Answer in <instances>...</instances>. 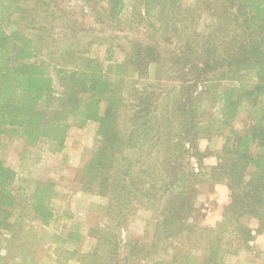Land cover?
<instances>
[{"label": "trees", "instance_id": "16d2710c", "mask_svg": "<svg viewBox=\"0 0 264 264\" xmlns=\"http://www.w3.org/2000/svg\"><path fill=\"white\" fill-rule=\"evenodd\" d=\"M30 1L0 0V132L10 136H23L30 144L44 141L49 144V151L61 152L72 125L83 127L88 120L97 122L98 136L94 152L84 170L86 174L94 178L96 175L101 180V194L106 195L109 191L120 193L123 190L118 179L120 171L117 169L120 153L123 154L126 148L132 149L133 138H152L149 134L151 129H155L152 122L161 125L169 114L168 106L164 105H168L167 100L156 102L158 97L148 90H142L143 93L135 97L137 101L128 105V97L132 100L133 95L123 89L118 91L121 81L117 76H123L126 67H130L131 78L136 80L135 75H144L150 68L155 69L154 64H162L164 67V61L158 58L160 55L170 54L171 66L165 72L172 70V76L176 74L175 78L172 77L174 87L196 86L198 82L204 83L205 88L208 85L211 88L209 95L218 94L222 101L224 121H234L239 109L248 107L245 130L230 127L221 156L222 162L215 167L213 180L227 185L230 201L224 219L217 229L211 231L215 234L218 230L227 229L236 241L249 247L254 238V229L241 219L248 216L256 218L257 232H264V0H236L238 9L235 12L225 7L223 1L218 4L215 0L218 5L216 13L215 2L207 4L202 12V9L197 8L198 1L189 5V10L187 8L182 11L183 0H148L147 4L155 5L158 2L161 12L168 11L175 27L169 21L163 29L167 31L166 34L171 33V39L175 37L180 44L175 46L170 42V48L164 49L167 45L161 41L158 43L154 40L152 44L148 41L136 42L128 49L125 62L116 64L119 73L113 79L101 72L102 65L89 50H77L73 46L68 47L67 43H60L53 50V46L43 38L46 27L39 29L36 26V5L41 8L43 1H34L35 6L29 7ZM108 4V17L121 21L124 0H108ZM46 5H49L48 2H45L44 7L49 10ZM206 11H213L214 22L201 26L198 20ZM71 15L76 18L77 10ZM17 20L31 21L34 28L31 26L29 31H24L17 27ZM159 30L163 32L162 29ZM37 34L45 46L37 43ZM111 51L108 48V54ZM111 58L112 55L107 60L110 61ZM52 60L55 64H51ZM167 76L170 77L165 74L166 78ZM224 77L225 82L220 80ZM220 83H224V87L217 93ZM146 87L149 88L147 85ZM181 95H185V99L179 97ZM177 96L178 109L175 111L181 112L179 124L188 132V125L190 130L194 127L187 118L188 113L193 111L188 106L194 100L188 93ZM159 99L163 100L161 96ZM125 112L129 123L122 127L120 118ZM128 125L131 127L130 134L127 135ZM135 145L134 143L133 146ZM144 146L141 143L139 147ZM180 146L182 148L178 150L173 147L176 155L172 165L177 160L182 171L171 167L163 168V173H171L174 180L157 189L161 192L164 188L163 193L168 192V198L161 202L163 196L156 197L158 203L155 211L158 209L159 216L151 247L147 250L141 244L137 248L133 245L130 251L123 247L119 254L110 255V264H136L138 259L150 264H163V253L158 258L152 253L157 246V238L170 241L180 235L188 239L187 233L197 228L189 221L198 211L196 204L201 189L195 185L204 180L185 160L190 155H199L198 143L195 138L186 135L181 139ZM1 149L0 142V151ZM107 167L109 170L106 179L104 168ZM133 168L128 182L132 186L131 190L137 192L140 188L135 181ZM110 179L113 180L112 186L108 185ZM16 181V170L0 154V232L3 231L5 235L11 229L10 219L18 203L14 186ZM91 181L88 177L86 184ZM51 186L47 183L37 184L28 201L31 213L45 223L55 215L50 207L54 196ZM156 187L157 184L153 182L149 189ZM218 235L217 232L212 238L208 236L210 239L206 244L209 247L206 256L197 264H228L225 253L229 249L226 248V251L222 246L231 245L232 241L223 242ZM111 250L112 248L109 252Z\"/></svg>", "mask_w": 264, "mask_h": 264}, {"label": "rangeland", "instance_id": "374dc122", "mask_svg": "<svg viewBox=\"0 0 264 264\" xmlns=\"http://www.w3.org/2000/svg\"><path fill=\"white\" fill-rule=\"evenodd\" d=\"M34 1L37 3L40 0H31L28 3L29 7L35 6ZM42 1L41 8L45 11L36 5L38 7L36 26L39 29L46 27L43 30V38L47 44H51L53 50L60 43H67L68 47L73 46L77 50H89L90 54L102 65L101 72L110 75L111 79L119 73L116 70V64L125 62L128 49L136 42L146 43L148 41L152 44L154 40L158 43L161 41L167 45L164 49L170 48L168 45L170 42L175 46L180 44L175 37L171 39V33L166 34L167 31L163 29L169 21V24L173 26L174 23H171L168 11L161 12L158 2L152 5L153 3L147 4L148 0H124V9L120 15L121 21H118L111 20L106 14V8L109 6L108 0ZM183 1H181L184 5L182 11L187 8L189 10V5L198 1L197 8L202 9V12L207 4L215 2V0ZM216 1L218 4H222L223 1L225 7L231 8L234 12L238 9L236 0ZM45 2H48L49 5L46 6L49 10L44 7ZM214 8L216 13L218 10L216 2ZM72 10H77L76 18L72 17ZM212 12L206 11L200 16L198 22L201 26L214 22ZM19 20H17L19 24L17 27L29 31L33 22ZM36 41L45 46L38 34ZM108 48L112 49L109 54ZM110 55L112 58L109 61L107 58ZM48 57L51 58V55ZM171 57L170 54L160 55L158 59L164 61V67L162 64H154L155 69L149 67L148 73L135 75L134 78L138 82L131 78L130 67H126L123 76L119 74L117 76L121 81L118 91L123 89L124 92L133 95L132 100L130 96L128 97V105L132 101H137L135 97L143 93L142 90H148L158 97L156 102L167 100L168 105L166 103L164 105L168 106L169 114L161 125L152 122L155 127L149 133L152 138L145 136L140 137L142 140L133 138L132 149L126 148L123 154L120 153V164L117 167L120 171L118 174L120 186H123L120 193L111 190L113 193L109 191L106 195L101 194V180L96 175L94 178L86 174L84 170L94 152L98 136L97 122L88 120L83 127L77 124L72 125L68 130L66 145L61 152L49 151V144L44 141L30 144L23 136L15 134L10 136L0 132L2 143L0 154L6 163L17 172V181L14 186L18 196L14 215L10 219L11 229L8 235H5L3 231L0 232L2 234L0 235V264H110L108 262L110 255L119 254L123 247L130 251L133 245L137 248L141 244L148 250L155 236V225L159 216L158 209L155 211L158 203L156 197L163 196L161 202L168 198V192L163 193L164 188L161 192L157 189L160 185L166 186L164 184L174 180L171 173H163V168L171 167L182 171L177 160L172 165L176 155L173 147L177 150L182 148L181 139L186 135L197 140L199 155H190L191 157L186 158L185 163H190L192 169L204 180L203 183L195 185L201 189V193L197 197L198 211L189 221L197 228L187 233L188 239L180 235L170 241L162 237L157 238V246L153 248L155 251L152 253L156 255V258L163 253L161 257L163 264L164 262L197 264L202 262L206 256L205 253L209 248L206 245L207 241L218 232L223 242L232 241L231 245L222 246L226 251V248L229 249L225 253L226 263L264 264V232H257L258 220L256 218L248 216L241 219L254 229V238L249 247L236 241L227 229L218 230L215 234L211 231L217 229L224 219L227 204L230 201V190L227 185L213 180L215 167L222 162L221 156H223L226 138L230 134V127L237 128L239 131L245 130L249 114L248 107H241L235 120L227 123L221 112L222 101L219 100L218 94V96L209 95L211 88L208 85L205 88L204 83L198 82L196 86L174 87L173 79L176 74L172 76V70L165 72L170 65ZM51 64H55V61L52 60ZM50 68L49 70H53ZM165 74L170 77L166 78ZM220 80L225 82L226 79L224 77ZM56 81L58 85L57 78ZM188 87L190 89H187ZM223 87L224 83H220L217 86V93ZM186 93L190 94L194 100L192 105L188 106L193 111L188 113L187 117L188 122H191L194 127L190 130L188 125V132L179 124V120L182 119L181 112L175 111L178 109L177 95ZM159 96L163 100L159 99ZM179 97L185 99V95ZM126 113H123L120 118L122 127L129 123L125 117ZM129 127L131 126L128 125L127 135L130 134ZM134 143L135 146H133ZM141 143L145 144L143 148L139 147ZM131 168H133L135 181L140 188L137 192L131 190L132 186L128 182ZM108 170V167L104 168L106 179ZM86 176L92 179L88 184H86L88 179ZM153 182L158 187L149 189ZM39 183L52 185L54 190L50 207L55 215L47 223L36 218L28 205ZM108 185H114L112 179ZM136 264L150 263L138 259Z\"/></svg>", "mask_w": 264, "mask_h": 264}]
</instances>
